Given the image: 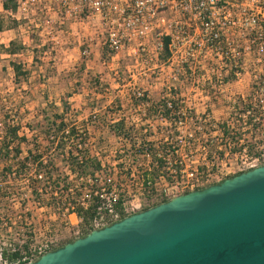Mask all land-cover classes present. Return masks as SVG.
<instances>
[{"label": "built area", "instance_id": "obj_1", "mask_svg": "<svg viewBox=\"0 0 264 264\" xmlns=\"http://www.w3.org/2000/svg\"><path fill=\"white\" fill-rule=\"evenodd\" d=\"M7 13L52 42L53 35L87 32L84 58L94 41L111 60L126 52L134 66L164 72L163 89L120 90L128 105L94 107L84 117L87 134L104 120L106 141H74L100 167L81 174L66 165L72 199L59 197L55 209L72 239L264 164V0H16ZM217 110L239 115L225 121L226 134L211 117ZM119 122L123 130L108 134ZM234 124L262 130L254 152L249 143L257 138L239 137ZM34 178L52 188L44 170ZM61 187L56 179L51 194ZM10 230L0 264H28L58 248L48 224Z\"/></svg>", "mask_w": 264, "mask_h": 264}, {"label": "rangeland", "instance_id": "obj_2", "mask_svg": "<svg viewBox=\"0 0 264 264\" xmlns=\"http://www.w3.org/2000/svg\"><path fill=\"white\" fill-rule=\"evenodd\" d=\"M0 23L4 27V30L0 32V137L4 133V122L8 125L18 124L19 134L29 140L28 144L21 146L20 157L26 156L28 150L34 151L33 136L37 134L40 137L35 142L40 145L38 151L42 153L45 150L41 140L42 134H39L40 131L36 125L43 120L45 112L48 117L51 116L54 108L57 113L61 112V97L69 95L66 98L69 107L65 117L66 122H72L75 126H80V129H85L84 117L88 115L89 107H100L103 102L105 105L108 100H113L108 98L109 94L132 87L151 88L153 91L164 88L162 68L157 67L147 71L146 67L134 66L126 52L116 54L112 60L110 57L108 60L102 59V50L93 41L88 58H84L81 54V45H83V37L88 35L87 32L80 35H53L56 41L52 42L50 40L52 35H43L40 38L36 34L27 32L25 22H20L13 29H7L12 26V19L3 10L1 0ZM28 25L32 26L30 23ZM92 37H94L93 34ZM11 40L22 45L24 49L14 55L5 53L3 48L7 47ZM42 43H45V48H41ZM13 62H20L23 70L27 72L26 75L19 76V84H15L11 67ZM95 78L99 80V85L94 83ZM116 101L118 102L115 99L111 103L115 104ZM211 117L216 123H222L236 121L239 115L217 110L211 114ZM236 127L235 132L239 137L244 134L249 138H257L255 140L251 138L252 141L249 143L251 152H254V147L262 142L260 135L262 130L257 133L253 129L242 132L239 126ZM93 129L89 131L90 138H95ZM104 139L106 141V138ZM95 142L97 146L101 145L97 143V140ZM55 160L53 177L60 185L61 181L67 177L68 171L65 170L66 165L61 161V157ZM43 170L45 174L48 171L45 168ZM29 173L34 178L33 167L29 168ZM28 184V179L23 175L18 176L15 170L6 180L0 175V200H2L0 202V248H4L2 243L11 237L9 227L13 233L20 228L23 230L28 227L42 228L48 224L59 237L58 247L71 240L73 236L64 229L65 226L59 220L55 207L62 196L71 199L72 197L62 189L61 191L57 189V196H54L51 194L52 187V191L47 188L46 193L42 192L43 195L38 200H34L28 192Z\"/></svg>", "mask_w": 264, "mask_h": 264}, {"label": "water", "instance_id": "obj_3", "mask_svg": "<svg viewBox=\"0 0 264 264\" xmlns=\"http://www.w3.org/2000/svg\"><path fill=\"white\" fill-rule=\"evenodd\" d=\"M28 264H264V164L92 230Z\"/></svg>", "mask_w": 264, "mask_h": 264}, {"label": "trees", "instance_id": "obj_4", "mask_svg": "<svg viewBox=\"0 0 264 264\" xmlns=\"http://www.w3.org/2000/svg\"><path fill=\"white\" fill-rule=\"evenodd\" d=\"M2 8L6 12L15 11L16 8V0H1ZM17 22L12 20V26L7 27V29H13L17 27ZM4 30L2 23H0V32ZM41 48H45L44 46ZM24 47L17 43L14 40L9 41L8 46L4 47L3 50L7 54L14 55L23 50ZM166 52V51H165ZM108 56V57H106ZM102 59H109V55L107 52L102 49L101 52ZM11 67L15 76V84H19V76L26 75V71L23 70V65L18 63H11ZM94 83L99 85V80L97 78L94 79ZM69 95L61 97L60 101L62 103V110L60 113L56 112L54 108V112L51 111V116L48 117L47 112L44 113L43 120L39 121L36 127L39 129L42 134L41 140L43 141V145L45 150L41 152L38 151L40 145L35 144L37 142L39 135L33 136L34 139V151L28 150L27 155L24 157H20L22 151L21 146L24 144H28L29 140L25 136H21L19 134L20 126L17 125H8L4 122V133L0 137V175L6 180L10 174H12L13 170L15 173L20 176L23 175L29 181V188L31 189V196H33L34 200H38L40 196H42V192L47 191V185L42 181L37 180L31 177L29 173V168L33 167V174H40L43 168L47 169L46 172L47 178L52 182V187L56 185V178L52 180L53 173L55 172V159L61 157V161L65 163V165H69L71 171L77 170L78 173L86 174L92 173L99 169V162L92 157H88L87 150L78 151L74 141L80 138L82 141H85L88 138V134L83 128L81 133H77L76 128L72 122H66V114L69 112V107L66 103V98ZM251 118L249 117V120ZM100 125L93 129L94 137L97 140L98 144H102L105 141V134L102 133L103 129L106 125L104 120L99 121ZM218 126L222 129L224 134L228 132L227 126L225 122L217 123ZM80 127V126H79ZM64 129H68V133L65 135L61 133ZM31 130H34L31 128ZM108 134L117 133L118 131L123 130L122 122H119L113 126H109L107 129ZM106 132V130H105ZM60 133V135H58ZM58 135V136H57ZM77 150V151H76ZM78 152L82 156V160L78 161L76 157H73V152ZM30 164V166H29ZM32 165V166H31ZM30 176V177H28ZM62 190L67 191L71 182L68 181V177H65L62 181ZM52 191V188H50ZM50 191V192H51ZM2 202V200H0ZM71 239L69 241H72ZM67 241V242H69ZM65 242V243H67ZM63 243L62 245H64ZM60 245V246H62ZM59 246V247H60ZM17 256V254L11 255L12 257Z\"/></svg>", "mask_w": 264, "mask_h": 264}, {"label": "crops", "instance_id": "obj_5", "mask_svg": "<svg viewBox=\"0 0 264 264\" xmlns=\"http://www.w3.org/2000/svg\"><path fill=\"white\" fill-rule=\"evenodd\" d=\"M97 97V96H96ZM98 98V97H97ZM108 98L110 99H113L114 101H115V99H117L118 101H119V103H121V104H125V105H128V103H129V101H124V99L125 98H127L126 97V94L124 93V92H121V91H117V92H115V93H111V94H109L108 95ZM113 100H108L107 102H105V105H103L104 104V102H103V104L102 105H100V109L103 107V106H107L108 104H110ZM117 102V101H116ZM118 103V102H117ZM90 108V110H93V108L94 107H89ZM111 142H112V139L110 138L109 139ZM74 215H70V219H72V218H74L73 217Z\"/></svg>", "mask_w": 264, "mask_h": 264}]
</instances>
